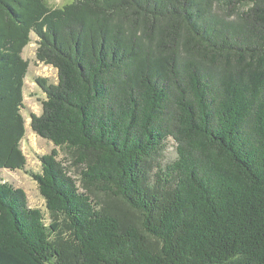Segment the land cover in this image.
I'll return each mask as SVG.
<instances>
[{
    "label": "trees",
    "instance_id": "obj_1",
    "mask_svg": "<svg viewBox=\"0 0 264 264\" xmlns=\"http://www.w3.org/2000/svg\"><path fill=\"white\" fill-rule=\"evenodd\" d=\"M32 33L58 74L35 80L30 126L55 146L39 173L22 149ZM4 169L36 181L49 223L0 174V264H264V0H0Z\"/></svg>",
    "mask_w": 264,
    "mask_h": 264
},
{
    "label": "rangeland",
    "instance_id": "obj_2",
    "mask_svg": "<svg viewBox=\"0 0 264 264\" xmlns=\"http://www.w3.org/2000/svg\"><path fill=\"white\" fill-rule=\"evenodd\" d=\"M75 0H47V3L52 8H60L67 4L73 3ZM37 36L31 34V43L25 47L23 51V58L29 62L28 75L25 79L24 87V107L22 113L26 121V135L22 142V149L27 157V171L35 173L41 172V162L39 155L49 154L55 146L52 142L44 140L38 137L31 129L30 115H40L42 113L43 102L46 100V95L43 90L36 84L35 80L38 77L47 79L49 83L56 84L58 82L57 71L50 67L40 63L36 58L37 51ZM59 159L65 163L68 167L71 175L77 180L81 191H87L82 187L81 171L82 167L74 165L73 157L71 153L65 148H58ZM176 157L175 143L170 140L167 143V147L159 157V162L155 163L150 171L149 182H153L155 173L159 168H163L172 162ZM159 167V168H158ZM1 177L12 183L15 187L21 188L26 192L28 198V204L31 208H39L44 211L47 222L49 223V215L45 207V200L40 194L38 184L33 178L22 170L11 171L4 169L0 172ZM91 197L97 201L100 208H105L109 212L121 215L123 218L139 221L141 214L131 209L124 204L120 199L115 198L113 195H107L103 192L92 190ZM126 216V217H125Z\"/></svg>",
    "mask_w": 264,
    "mask_h": 264
}]
</instances>
